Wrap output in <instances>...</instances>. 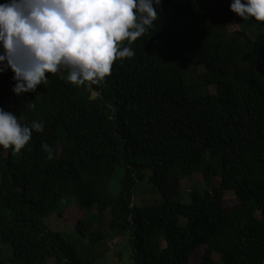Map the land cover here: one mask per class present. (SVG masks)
<instances>
[{
    "label": "trees",
    "instance_id": "obj_1",
    "mask_svg": "<svg viewBox=\"0 0 264 264\" xmlns=\"http://www.w3.org/2000/svg\"><path fill=\"white\" fill-rule=\"evenodd\" d=\"M230 3L161 0L98 85L59 71L17 96L0 74V108L44 125L21 152L0 149V264H94L127 236L130 264H264V27L252 39ZM141 183L159 199L137 202ZM71 203L75 243L44 223Z\"/></svg>",
    "mask_w": 264,
    "mask_h": 264
},
{
    "label": "clouds",
    "instance_id": "obj_2",
    "mask_svg": "<svg viewBox=\"0 0 264 264\" xmlns=\"http://www.w3.org/2000/svg\"><path fill=\"white\" fill-rule=\"evenodd\" d=\"M161 0H4L0 3V74L11 70L17 96L35 93L49 73L64 71L75 86L98 85L117 60L134 55L129 46L159 21ZM242 21L264 22V0H231ZM35 108V104H29ZM44 125H22L0 108V149L21 152ZM47 159L50 145L42 143Z\"/></svg>",
    "mask_w": 264,
    "mask_h": 264
},
{
    "label": "rangeland",
    "instance_id": "obj_3",
    "mask_svg": "<svg viewBox=\"0 0 264 264\" xmlns=\"http://www.w3.org/2000/svg\"><path fill=\"white\" fill-rule=\"evenodd\" d=\"M178 3H185L186 0H175ZM210 6V3L207 4ZM243 25L247 27L248 35L254 39L260 32L263 31L264 22H256L254 20L250 21H242ZM238 27L231 28V30H236ZM96 96V94H94ZM12 101V95H8V99L6 102V106H9ZM122 173L118 171L114 178V182L117 181ZM113 182V183H114ZM196 184L199 185L197 182ZM112 194L115 196L118 194V184L114 183L112 185ZM148 193H152L150 198L151 200L159 199V195H156L152 192L149 186L146 183L139 184L138 190L136 192L137 202L140 201L141 198L148 197ZM187 195H183L180 199L183 202H187ZM237 203L235 195L233 192H227L225 195V205L227 207L233 206ZM74 203L69 204L63 213V216L59 218L57 214L50 215L44 219V223L49 227L50 230L54 232L60 233L67 241L71 243H75L79 240L80 236L75 230L74 226L76 225L77 221L83 216V213L79 212L74 207ZM96 212V210H94ZM180 225L185 226L186 221L181 219ZM129 237H125L123 241H109L107 243H101L97 245L94 253L96 255L93 256L94 264H130L131 260V247L129 243ZM89 246L88 244H85ZM164 246V244H163ZM92 248L91 246H89ZM106 247V248H105ZM119 257V259H118ZM200 259V254L197 257V260ZM216 261H219L218 256H214Z\"/></svg>",
    "mask_w": 264,
    "mask_h": 264
},
{
    "label": "bare ground",
    "instance_id": "obj_4",
    "mask_svg": "<svg viewBox=\"0 0 264 264\" xmlns=\"http://www.w3.org/2000/svg\"><path fill=\"white\" fill-rule=\"evenodd\" d=\"M247 22V21H246Z\"/></svg>",
    "mask_w": 264,
    "mask_h": 264
}]
</instances>
